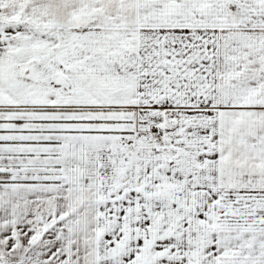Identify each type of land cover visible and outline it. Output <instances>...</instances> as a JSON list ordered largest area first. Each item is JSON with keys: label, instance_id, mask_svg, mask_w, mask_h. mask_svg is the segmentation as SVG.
I'll use <instances>...</instances> for the list:
<instances>
[{"label": "snow or ice", "instance_id": "6c2138e0", "mask_svg": "<svg viewBox=\"0 0 264 264\" xmlns=\"http://www.w3.org/2000/svg\"><path fill=\"white\" fill-rule=\"evenodd\" d=\"M0 264H264V0H0Z\"/></svg>", "mask_w": 264, "mask_h": 264}]
</instances>
